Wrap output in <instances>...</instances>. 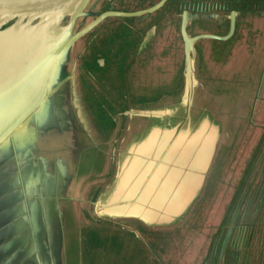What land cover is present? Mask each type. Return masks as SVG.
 Listing matches in <instances>:
<instances>
[{
  "label": "rangeland",
  "instance_id": "1",
  "mask_svg": "<svg viewBox=\"0 0 264 264\" xmlns=\"http://www.w3.org/2000/svg\"><path fill=\"white\" fill-rule=\"evenodd\" d=\"M83 15L82 9L53 50L82 27ZM65 22L19 19L16 25L33 29L37 23L50 36ZM86 41L82 35L58 58L45 84L47 93L61 90L47 119L62 122L55 110L60 101L68 128L44 135L58 136L60 144L70 141L63 151L68 152L71 181L63 206L59 264H264V78L216 71L224 77L194 80L187 109L184 80L123 79L113 63L92 70L88 63L98 53L89 54ZM211 46H217L213 59L223 60L226 47ZM148 72L157 74L152 68ZM11 85L4 84L3 90ZM132 110L152 115L130 114ZM154 125L160 133L151 142L158 148L155 161L185 133L200 135L208 148L192 199L185 209L152 222L125 215L123 209L103 208L121 167ZM0 264H6L2 255Z\"/></svg>",
  "mask_w": 264,
  "mask_h": 264
},
{
  "label": "crops",
  "instance_id": "2",
  "mask_svg": "<svg viewBox=\"0 0 264 264\" xmlns=\"http://www.w3.org/2000/svg\"><path fill=\"white\" fill-rule=\"evenodd\" d=\"M58 90L52 88L47 93V87L41 89L43 96L37 100V104L17 121L16 118V124L0 138V255L6 264H59L63 206L71 181L68 152L66 154L63 151L69 149L70 141L60 144L61 138L58 136L44 135L68 128L60 101L55 110L62 122L59 124L47 119L49 106H53V97H57ZM155 126L145 133L141 144L154 129H159ZM154 134L155 141L160 133ZM185 134L184 138L177 136L174 141L177 145L172 144L168 156L171 162L164 159L163 155V159L155 161L157 158L154 159L153 154L158 152V148L153 143L145 152L135 151V156L121 167L113 185L109 202H114L115 210L123 209V214L128 216L137 214L135 210L129 209L125 199L130 192L135 196L131 190H134L133 184L140 179L135 188L138 192L148 185L142 194L145 203L135 204L140 209L139 214L143 213L141 216L154 218L155 214L171 215L173 212L169 214L166 208H171L176 214L182 205L190 202L201 182L204 162L210 153L208 148L202 146L200 135ZM189 137H193V142ZM168 141L170 144V138ZM172 164L180 169L176 170L174 178L170 176L174 185L171 184L165 191L162 184L166 182V174L170 175V171H173ZM158 172L162 175L157 181L161 189L154 192L149 183L152 176L153 179L158 176ZM122 182V187L117 190ZM172 192H179V195H171ZM170 196L173 200H170ZM119 213L122 214V211Z\"/></svg>",
  "mask_w": 264,
  "mask_h": 264
},
{
  "label": "flooded vegetation",
  "instance_id": "3",
  "mask_svg": "<svg viewBox=\"0 0 264 264\" xmlns=\"http://www.w3.org/2000/svg\"><path fill=\"white\" fill-rule=\"evenodd\" d=\"M260 4L264 0H87L82 27L108 13L83 34L87 37L85 50L98 53L88 64L94 67L92 70H98L113 63L123 79L184 80V16V31L190 38L202 34L227 36L232 22L226 39L203 38L193 43V80L222 78L216 71L224 69L244 79H262L264 7L260 8ZM152 7L155 8L146 11ZM202 42L210 44L201 45ZM213 42L226 47L223 60L213 59L217 56ZM151 68L157 74L148 72Z\"/></svg>",
  "mask_w": 264,
  "mask_h": 264
},
{
  "label": "water",
  "instance_id": "4",
  "mask_svg": "<svg viewBox=\"0 0 264 264\" xmlns=\"http://www.w3.org/2000/svg\"><path fill=\"white\" fill-rule=\"evenodd\" d=\"M27 0H0V85H6L11 82H15L19 77L26 75V73L32 70H39L43 66L47 65H56L58 58L86 31L93 27L97 22L104 18L108 13L99 15L96 19L90 22L88 25L80 28L70 37H68L64 43L57 49L53 51L54 47L61 42L67 36L69 30L72 28L74 20L82 11L87 0H35L34 6L28 5L25 3ZM160 4V3H159ZM159 4L157 6H159ZM155 7L149 8L146 11H151ZM66 19V22L62 26L60 32L49 36L45 31L37 28V23L33 29H15L16 24L19 19H35L38 23L41 20L51 21L53 19ZM12 19V22L8 25L5 23ZM4 24V27L1 25ZM185 18L183 16L181 21V37L184 47V92L186 99V107L189 109L194 80L191 78V57L193 55V43L198 39L211 38V39H226L232 31V22L230 24V29L227 36L217 37L214 35H197L192 38L188 37L184 31ZM24 27V26H23ZM39 34V35H38ZM45 37V39L43 38ZM26 72V73H25ZM5 74H8L9 77H4ZM188 111V110H187ZM130 114L142 115L150 117L151 113H145L144 111L132 110ZM187 117V113H186ZM141 145V144H140ZM169 152L166 153L164 159H169ZM155 167H157L155 165ZM147 170H145L146 172ZM156 173V172H155ZM176 171L173 168V171H170V174L173 178L176 176ZM162 175L159 174L153 179V176L150 178L151 182L149 183L150 188L155 190L161 189V184H157L159 178ZM141 180V179H140ZM136 181L133 184V189L131 191L135 192V196L131 195L132 192L127 194L125 199L129 204V209L135 210L137 214L135 216H141L139 214L140 209L136 207L135 204H144L145 199L142 198L146 186H144L139 192L135 189L137 184L140 182ZM149 180V179H148ZM172 185H174L171 182ZM117 187V186H116ZM182 188V186H179ZM175 188V187H174ZM173 189V188H172ZM180 192V191H179ZM179 192L173 193L171 195H179ZM113 194V193H112ZM156 196V195H155ZM170 200L173 198L170 196ZM171 203V202H170ZM189 202H186L184 205L179 208V210L185 209ZM127 204V205H128ZM155 206L157 202H154ZM108 207L109 210H115L114 202H108L103 208ZM161 208V207H160ZM159 209V207H158ZM171 208H166V211L170 214L174 210ZM142 210V209H141ZM159 212V211H158ZM179 212V211H178ZM175 214V213H174ZM172 215V214H171ZM156 216V214H155ZM159 216V214L157 215ZM162 216V215H160ZM149 222H152L151 216H146ZM145 218V217H144ZM151 218V219H150ZM155 218V217H154ZM154 220V219H153Z\"/></svg>",
  "mask_w": 264,
  "mask_h": 264
},
{
  "label": "bare ground",
  "instance_id": "5",
  "mask_svg": "<svg viewBox=\"0 0 264 264\" xmlns=\"http://www.w3.org/2000/svg\"><path fill=\"white\" fill-rule=\"evenodd\" d=\"M34 2H35V0L25 1V3H28V5H30V6H34ZM28 21L29 20H27V22ZM20 28L21 29H29L27 27H22V26L20 27L18 25H16V27H15V29H20ZM39 29H41V27H39V25H38L36 30H39ZM50 36H52V35H50ZM53 51H56V50H53ZM52 67H54V66L53 65H47V66L45 65L37 71L32 70L28 73L25 72L26 75L19 77L15 82L14 81L11 82L12 85H11V87H9V90H7V91L3 90L4 85H2V87H0V138L3 136L4 133H6L8 130H10L16 124V121L23 114L25 115L28 112V110L35 105L37 100L42 98L43 95H42L41 89H43V88L45 89V84H47L46 83L47 77H48ZM45 75H47L46 79L44 78ZM4 77H9V76H8V74H5ZM9 84H6V85H9ZM70 98H71V96H70ZM73 114H74V112H73ZM33 115H34V113H33ZM13 116H15V118H17L16 121L12 120ZM154 136H155V134H154V132H152L148 136V138L139 146L140 152H145L148 147H151L150 144H151L152 140L154 139ZM52 140H54V139H52ZM43 146H44V144H43ZM156 150H158V149H156ZM202 156H203V153H202ZM167 160H169L171 162L170 158ZM170 162H165V163L167 165H169ZM174 163H175V161H174ZM175 165L176 164H174V165L172 164V166H174L173 168L175 171L180 169V167H177ZM166 175H167L166 178H164V180L166 182L162 184V188L165 189V191H166V189H169V187L171 186V182H172L171 177H170L171 174L170 175L166 174ZM122 185H123V182L118 186L117 190H119L122 187ZM142 217L147 218L146 216H142ZM154 217L155 218H153V219L157 218V216H154Z\"/></svg>",
  "mask_w": 264,
  "mask_h": 264
}]
</instances>
